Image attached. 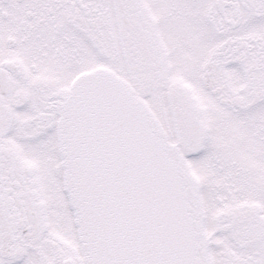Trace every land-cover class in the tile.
Wrapping results in <instances>:
<instances>
[{
	"label": "snow or ice",
	"instance_id": "1",
	"mask_svg": "<svg viewBox=\"0 0 264 264\" xmlns=\"http://www.w3.org/2000/svg\"><path fill=\"white\" fill-rule=\"evenodd\" d=\"M0 264H264V0H0Z\"/></svg>",
	"mask_w": 264,
	"mask_h": 264
}]
</instances>
